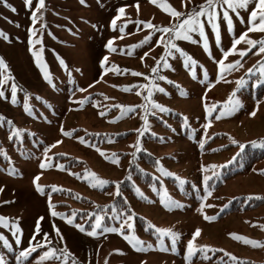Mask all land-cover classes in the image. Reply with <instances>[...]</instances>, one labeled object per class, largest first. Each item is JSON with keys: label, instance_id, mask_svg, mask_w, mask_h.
<instances>
[{"label": "rangeland", "instance_id": "1", "mask_svg": "<svg viewBox=\"0 0 264 264\" xmlns=\"http://www.w3.org/2000/svg\"><path fill=\"white\" fill-rule=\"evenodd\" d=\"M204 3L205 0H85L82 4L80 0H45V8L38 13L43 18L35 24L38 31L32 37L42 43L30 46L28 30L33 26L31 16L38 0H33L31 7H26L24 0H0V31L8 36V40L0 38V57L11 77L3 86L5 98H0V116L5 118L0 121V217L8 218L10 224L18 221L16 226L21 229V242L17 244L12 229L0 226V234L11 245L5 247L0 241L4 264H18L17 256L30 242L47 243L45 234L51 241L48 248L66 247L71 253L67 264H72L73 259L77 264H186L187 244L197 229L201 234L194 241L195 247L223 251L208 252L211 259H203L197 253L191 264H233L225 252L237 258L236 264L246 260L264 262V202L255 206L258 199H264V158L251 169L242 170L251 153L247 144L257 148L260 146L254 147L252 142L259 145L264 141V76L259 72L264 53L256 54L257 46L243 58L229 55L224 60L226 65L240 60L242 66L226 73L224 79H219L215 62L242 33H248L246 40H264V31L248 32L255 2L238 10L243 23L229 10L233 33H229L222 10L217 7L219 46L207 19L201 17L214 60L205 52L198 33H190L198 43L174 41L197 62L195 79L190 74L191 67L185 68L183 57L174 49L173 55L168 56L170 68H164L161 61L158 73L151 71L166 55V49L160 43L163 34L146 24L171 27L177 23L160 5L167 4L187 14L194 8L199 10ZM121 8L125 10L122 15ZM185 18L186 15L181 17ZM110 40L115 52L106 47ZM248 47L241 42L237 51ZM40 49L51 83L44 79L32 54ZM105 57L107 61L102 66ZM249 69L253 71L249 73ZM133 72L142 75H132ZM241 78L245 84L238 89L236 81ZM13 83L18 86L15 103L11 101ZM153 85L165 92L156 91ZM175 85L187 95H180ZM149 88L153 93L150 101L170 111L152 108L145 99ZM234 91L240 106L217 120L215 117ZM261 92L263 96L258 98ZM26 99L31 113L24 110ZM205 104L216 105L210 115ZM116 106L135 110L121 118L122 109ZM253 112L255 116L251 115ZM16 129L20 130L19 136L12 135ZM127 132L131 135L126 138L116 137ZM113 154L117 163L111 162ZM42 163L46 165L43 169ZM161 168L174 176H163ZM13 169L16 174L10 175ZM86 170L111 183L91 187ZM206 175L212 177L207 183ZM175 177L186 183L179 184ZM117 183L119 196L115 195ZM36 184L43 194L37 191ZM53 186L63 191L53 192ZM137 189L146 199L140 198ZM165 192L182 207H166L161 201ZM49 201L55 205L53 209ZM234 202L239 203V209L228 210ZM246 205L253 207L244 208ZM52 211L69 218L76 212L74 224L82 225L85 231L69 225L59 215L52 216ZM94 213L104 215V227L118 229L123 219L131 215L129 222L135 235L145 242L144 250L137 251L122 235L102 229L97 230L96 236L87 235L95 222ZM121 213L124 216L119 220L113 219ZM205 215L215 219L205 220ZM149 222L180 233L175 246L167 236L161 241L154 228L148 227ZM124 234H129L127 226ZM230 234L262 243L253 246ZM48 248L38 249L24 264H36ZM62 261L63 257L43 264Z\"/></svg>", "mask_w": 264, "mask_h": 264}, {"label": "snow or ice", "instance_id": "2", "mask_svg": "<svg viewBox=\"0 0 264 264\" xmlns=\"http://www.w3.org/2000/svg\"><path fill=\"white\" fill-rule=\"evenodd\" d=\"M80 2L83 4L85 2V0H80ZM151 2L155 3L156 0H151ZM255 2L256 7L250 12V16H249V27H248V32H252V31H264V0H205V3L199 6V10L197 9H193L191 12L185 14L179 11H176L174 9L171 8L170 5L167 4H162L160 5L162 7V10L167 11L173 18H175L177 20V23L173 24L171 27H157L156 25L151 24L150 22H148L146 24V27L153 29L154 31H158L160 33H162L163 35L160 38V43L164 44L165 49H166V55L161 57V60L157 61V65L155 67L152 68V73L156 74L158 73L160 66H161V61H163V67L164 68H170L171 66L168 63V56L173 55L172 50L174 49L176 52H179L180 55L183 57L184 60V66L185 68H189L191 67L192 71L190 72V74L193 76V78L195 79V67L197 62L191 57L189 56L187 53L183 52L180 48L177 47V45L174 43L175 40H188L192 43H198V41L193 40L190 33H198V35L201 37V39L204 41L203 43V47L206 53L209 54L210 59L214 60V57L211 56L210 50H209V45L207 42V36L205 34L204 31V23L201 20V17H205L207 19L208 24L210 25L213 33L215 34V39H216V43L219 46L221 44V37H220V28H219V24H218V13L216 11L217 7H219L222 10V15H223V20L226 22L227 24V28L229 33H233L234 31V25H233V20L232 17L229 14V10H231V12L235 13L237 15V17H239V9H247L248 5L250 3ZM24 3L26 5V7H31L33 0H24ZM183 3V0H182ZM226 6V7H225ZM45 8V0H38V5L35 11L32 12V22H33V26L29 28V44L30 46H34L35 44H39L42 43L41 40L39 39H32V37L36 36L37 33V29L35 28V24L41 20L43 17L39 16L38 13ZM12 11H15V9L13 8ZM124 9L121 8L119 9V13L122 15L124 13ZM187 16V18L185 19H181V17ZM119 17H117L118 19ZM241 20V23H243V18L239 17ZM257 21H259V23L257 24ZM18 26V25H17ZM112 26L113 28H115L116 26V19H114L112 21ZM121 32H123V28H121ZM247 32L242 33L239 38H234L233 42H232V46L229 50L227 51H223L222 50V59L220 61H215L218 65V76L219 79H224L225 74L226 73H230L233 70H238L239 67H241V61L237 60L233 63L230 64H225L224 60L227 59V57L229 55H239L241 58L245 57L248 55L249 52L252 51L253 48H257L258 47V51L256 54H260V53H264V40H260V41H254L251 39H247ZM167 37V39L165 38ZM0 38H3L5 40H8V36L6 33H4L3 31H0ZM122 38V37H121ZM151 37H146L144 41H141V45L143 43H146ZM241 42H246L249 47L247 50H243V51H237V45L240 44ZM113 41H109L108 44L106 45V47L109 49V51L111 52H115L116 49L112 47ZM139 46V45H137ZM30 51H31V47H30ZM43 49H40L39 52L37 51H33L32 54L36 60L37 66L41 68L43 75H44V79L46 81H48L49 83H51V76L47 71V67L45 64L42 63L41 60V53H42ZM129 55L131 53H128ZM143 59V58H142ZM107 61V57L104 58V61L102 62V66L103 63ZM61 65H64L63 60L60 61ZM259 63V62H258ZM255 67V66H254ZM117 71H119V69H116ZM107 71V70H106ZM253 70L249 69L248 72L251 73ZM259 72L261 73L262 76H264V63H260V67H259ZM8 73V66L6 64V62L3 60L2 57H0V98H5V92L3 91V86L11 79L10 75L7 74ZM132 75H137L140 76L142 75L141 73H136L133 72ZM204 75L207 76V70L204 71ZM160 80H166V77L164 76H159ZM169 84H172L174 82L172 81H167ZM227 82V81H225ZM264 82V81H262ZM237 83V88L239 89L240 87L244 86L245 81L243 78H241L240 80L236 81ZM179 91H180V95L182 96H186L187 93L180 88L179 85H175ZM140 87H144V86H140ZM152 87H155L156 91L164 93L165 89L162 87H158L153 85ZM125 91H130V88H125ZM18 91V86L13 83L11 85V101L12 103L16 102V94ZM139 94V93H137ZM152 91L151 88H149L148 90V96L145 97L146 100H149L150 103H152V108L154 109H158L160 112H168L170 111L169 109L163 107L162 105L156 104L154 102L150 101V97L152 96ZM236 96V92L234 91L230 97L229 100L222 106L223 110L220 111V114L217 115L215 118L217 120L221 119L222 117H224L227 114H230L232 112H235L237 110V108L240 106V102L238 100L235 99ZM39 99V97H38ZM116 107H120L122 109L121 112V118H123V116L128 113V112H132L135 109L128 107L125 108L124 106H116ZM216 108V105H213L212 107H209L207 104H205V110L206 112L210 115ZM24 110L28 113H31L32 109L31 106L28 104L27 99L25 100L24 103ZM145 110L147 111V106H145ZM155 114V113H153ZM101 115H103V113H101ZM251 115L255 116V112L251 113ZM5 118L0 116V121H4ZM146 120V117H145ZM7 123L11 124V121H7ZM187 124V118L185 117V125ZM147 126V125H145ZM210 124L205 125V127H209ZM65 135H68V133H64ZM13 136H19L20 135V130L16 129L13 131L12 133ZM81 142H83L82 138H81ZM59 143V142H57ZM232 143H236L235 140L232 141ZM253 146H260V147H264V141H261L259 143V145H257V142L253 141L252 142ZM55 146V145H53ZM204 144L203 142L200 144V147L203 148ZM241 150H243V145L240 146ZM137 150H139V148H137ZM103 155V153H101ZM107 158V157H106ZM111 162L113 163H117L118 159L115 157V154H113V158L111 160ZM40 167L43 169L46 167V165L44 163H42L40 165ZM161 174L163 176H174L173 173H170L166 170H163L162 168L160 169ZM10 175H15L16 171L15 169H13L12 171H10L9 173ZM213 175H215V173H213ZM88 183L91 187H97V186H106L107 184L111 183L110 181H106V180H102L100 179L95 173H91V172H87L86 170V178H88ZM178 181L179 184L183 185L184 183H186L185 180L179 178V177H175ZM212 177L211 176H205L204 177V181L205 183H207L208 180H210ZM39 177L36 178V180H38ZM130 179V177H129ZM95 181V183L93 182ZM35 183V181H34ZM37 187V191L40 192L41 194H43V189L36 184ZM0 191H2V189H0ZM52 191L53 192H57V191H63L62 189L56 188L55 186L52 187ZM137 192L140 196V198L142 199H146V197H144L142 192H139V189H137ZM115 195L119 196L120 192H119V183H117V191L115 193ZM78 198V197H77ZM260 198V197H258ZM162 203L165 204L166 207H168L169 209H171L172 207H182V205H179L178 202L173 201L170 197L167 196V193L165 192L164 196L161 198ZM49 207L50 209H53L55 207V205L51 204V201H49ZM52 216H61V218L65 219L66 222L69 225H74L79 231L84 232L85 229L82 225L80 224H74V218L76 216V212H73L72 218H69L67 215L65 214H60L57 213L55 211L51 212ZM95 215V222L92 225V230L87 232L86 234L89 236H96L97 230L98 229H102L103 232H112V233H117L123 236V238L137 251H142L145 248V242L140 240L134 233V229H133V225L129 222L132 220V216L131 215H127L122 223L120 224V228H115V227H104L103 226V221H104V215H100V214H93ZM121 216H124V213H121L118 216H114L113 219H117L119 220ZM43 219V218H40ZM205 220L211 221L214 220L215 217H208V216H204ZM18 225V221H14L11 222V224L8 221V218L6 217H0V226L6 227V228H11L12 229V234L16 237V243L20 244V232L21 229L16 226ZM125 226H127V229L129 230V234L125 235L124 234V229ZM149 228H154L155 232L154 234L158 235V237L160 238V240H163V237L167 236L171 239L173 247L175 246L176 242L179 240L180 238V233L173 231L172 229H163V228H157L154 225H152L150 222L148 224ZM147 230V229H146ZM39 221L37 222V228H36V233L39 234ZM57 234H59V230L57 229ZM201 234V230L197 229L196 232L193 234V238L192 240H190L187 244V255L185 257L186 260V264H191V258L193 256H195L197 253L201 254V258L203 259H211L210 256H208V252H215V251H223V250H214L212 248H210L209 246H202V247H195L194 245V241L196 240L197 237H199ZM234 239L240 240L244 243H250L253 244V246H260V244L262 242L259 241H250L245 237H240V236H236L235 234H230ZM61 239H63V237L61 236ZM35 240V237H33V241ZM0 241L3 242L5 247L10 248L11 245L8 243L7 239L0 234ZM45 241H47V243H32L30 242L29 247L27 249L22 250L19 255L17 256V261L18 264H24V261L28 260L29 257L32 255V253L36 252L38 249L41 248H48V245L51 244V241L48 239L47 234H45ZM148 248H151V245H147ZM59 253V254H58ZM117 254H123L122 252H120V250H116ZM71 256V253L68 252V250L65 248L63 249H55V248H48L47 251H44L36 260V264H43L44 261L46 260H51V259H56V260H60L61 257H63V261L62 264H67V261L69 259V257ZM225 256H228L232 261L233 264H236L237 262V258L232 256L231 254L225 252ZM0 264H4V258L3 256H0ZM72 264H77V261L75 259H73ZM105 264H107V261H105ZM239 264H246V262L244 261H240Z\"/></svg>", "mask_w": 264, "mask_h": 264}, {"label": "trees", "instance_id": "3", "mask_svg": "<svg viewBox=\"0 0 264 264\" xmlns=\"http://www.w3.org/2000/svg\"><path fill=\"white\" fill-rule=\"evenodd\" d=\"M261 86H264V83L261 85ZM260 86V87H261ZM263 95H262V92L261 93H258V98H261ZM131 135V132H127V133H124V134H119V135H117L116 137L118 138V139H121V138H126V137H128V136H130ZM246 149H250L251 150V153H250V155H249V158L248 159H246V162H245V165H244V167H243V169L242 170H249V169H251V167H252V165L256 162V161H258V160H261L262 158H264V147H257V148H253V147H251V144L250 143H248L247 144V147H246ZM150 160L152 161V162H155V159L153 158V157H150ZM74 162H78L76 159H74L73 160ZM240 160H238V162H239ZM239 171V170H238ZM238 199H243L242 197L241 198H238ZM264 202V199H258V202L255 204V206H257V205H260V204H262ZM234 206H232L230 209H228V210H231V211H234V210H238L239 209V203H236V202H234ZM251 207H253V205H246L244 208H251ZM107 222L108 223H111V220H107ZM246 262V264H264V262L263 263H257V262H253V261H251V260H246L245 261Z\"/></svg>", "mask_w": 264, "mask_h": 264}, {"label": "crops", "instance_id": "4", "mask_svg": "<svg viewBox=\"0 0 264 264\" xmlns=\"http://www.w3.org/2000/svg\"><path fill=\"white\" fill-rule=\"evenodd\" d=\"M178 11V10H177ZM179 12H181V11H179Z\"/></svg>", "mask_w": 264, "mask_h": 264}]
</instances>
